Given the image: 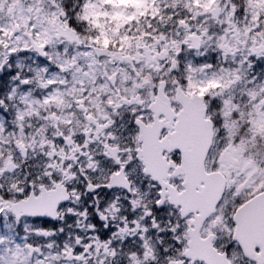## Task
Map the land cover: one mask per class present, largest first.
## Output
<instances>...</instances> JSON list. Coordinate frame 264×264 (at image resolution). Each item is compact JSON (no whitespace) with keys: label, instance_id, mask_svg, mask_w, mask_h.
I'll return each instance as SVG.
<instances>
[{"label":"snow or ice","instance_id":"1","mask_svg":"<svg viewBox=\"0 0 264 264\" xmlns=\"http://www.w3.org/2000/svg\"><path fill=\"white\" fill-rule=\"evenodd\" d=\"M0 264H264V0H0Z\"/></svg>","mask_w":264,"mask_h":264}]
</instances>
